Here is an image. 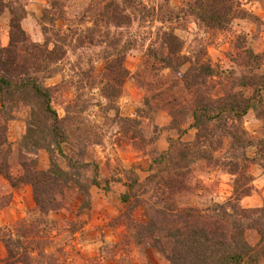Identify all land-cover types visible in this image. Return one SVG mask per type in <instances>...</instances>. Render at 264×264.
<instances>
[{"label": "rangeland", "instance_id": "374dc122", "mask_svg": "<svg viewBox=\"0 0 264 264\" xmlns=\"http://www.w3.org/2000/svg\"><path fill=\"white\" fill-rule=\"evenodd\" d=\"M5 1L20 3L26 8L22 25L31 41L44 43L49 40L50 47L54 42L63 47L65 55L52 64L55 73L45 78L44 83L53 90V106L63 119L62 126L68 134L67 141L61 144L63 152L41 148L36 153L24 154L27 149L23 147L22 139L27 132L30 106L19 105L14 110L15 118L8 124L12 151L8 159L10 166L5 169L17 178L27 169L22 165L26 160L36 159L31 165L33 170L49 169L53 160L69 173H79L81 181L89 183L95 174L100 184L91 185L89 210L80 209L84 197L74 185L64 193L63 208L41 216L36 213L32 185L20 182V186L14 188L0 174V209L14 200L16 191L23 192V197L29 192L34 201V206L23 216L0 227V239L12 231L15 240L20 238L24 246L34 247L29 249L32 257L23 258L20 264H169L157 248L139 243L131 235L132 219L144 222L148 218L145 205L152 198L150 187L145 193L138 192V196L131 191L127 204L122 199L129 191L128 184L136 178L145 181L153 159L179 136V128L172 127L168 111L151 109L144 104L145 97L151 92L139 86L137 70L147 47L151 44L159 46L161 29L173 28L183 41V53L189 59L208 60L219 70L215 78L219 83L214 86V93H223L234 82L238 84L239 76L264 74V0H240L250 14L233 19L223 29L207 27L186 12L193 0H169L170 7L180 12L181 17L168 23L142 20L141 5L132 7L129 0ZM135 1L156 7L164 2ZM129 15L133 18L130 23ZM10 19V10L6 8L0 15V47L9 43ZM130 43H134L132 48H129ZM247 47L262 55V65L254 72L251 71L252 63L245 58ZM116 60L130 71L128 76L117 72L114 77L115 71L106 70L107 62ZM189 65L188 62L181 69L185 71ZM144 79L165 82L149 71ZM238 89L236 85L235 90ZM242 89L247 95L253 92L251 87ZM260 94L257 108L248 111L242 124L253 145L233 152L231 138L224 137L220 149L215 152L224 163L222 167L210 173L196 167L193 183L198 181L204 187L202 191H195L198 193L196 204L205 207L211 199L222 202L233 194L237 174L228 172V164L237 161L241 168L246 165L245 178L249 181L243 183L252 185L251 194L242 197L241 205L264 207V89ZM122 117L136 118L138 122ZM191 122L188 119L184 123L188 127L182 135L184 141L195 139L196 129L189 126ZM159 138L167 142L164 150L159 147ZM243 151L250 160L242 158ZM70 158L94 164L84 168L70 167ZM165 164L161 162L155 167ZM130 202L140 203L133 211V218L122 215ZM20 220L25 223H18ZM26 229L31 233L22 237V231ZM247 236L252 243L259 240L256 231H248ZM0 242L3 245L0 253L5 248L4 255H0L3 259L7 249L4 242ZM15 249L24 251L22 247Z\"/></svg>", "mask_w": 264, "mask_h": 264}, {"label": "trees", "instance_id": "16d2710c", "mask_svg": "<svg viewBox=\"0 0 264 264\" xmlns=\"http://www.w3.org/2000/svg\"><path fill=\"white\" fill-rule=\"evenodd\" d=\"M129 2L132 7L141 5L139 14L142 20L168 23L181 17L180 12L170 7L169 0H164L159 7L135 0ZM6 8L10 10L11 19L9 43L0 47V174L14 188L19 187L20 182L32 185L36 213L41 216H48L50 211L63 208L64 193L74 185L78 186L84 197L80 209L89 210L91 185L100 184L95 174L91 182H84L78 177L79 173H69L53 160L49 169L33 170L31 165L36 159L23 162L27 169L17 178L5 169L10 166L8 159L12 151L8 124L15 118L14 110L19 105L30 106L27 132L22 139V145L27 149L22 151L24 154L36 153L41 148L63 152L61 144L68 139L62 126L63 119L52 103L53 90L44 83L45 78L55 73L52 64L65 55L63 47L55 42L50 47L49 40L44 43L31 41L22 25L27 15L26 8L20 3L0 0V15ZM187 11L207 27L215 29H223L233 19L250 14L240 0H193ZM128 19L129 23L133 21L130 15ZM159 35V46L151 44L147 47L136 76L139 86L151 92L149 97H145L144 104L151 109L168 111L172 117V127L179 128V136L177 140L170 141L167 150L153 159L146 180L136 178L128 184L129 191L122 196L127 204L132 193L138 196V192H147L148 187L151 190L152 198L145 205L148 218L144 222L132 219L131 235L137 242L157 248L169 264H264V207L247 208L240 203L242 197L252 192V185L243 183L249 181V178H245L246 165L241 168L237 161L228 164V172L237 174V177L234 179V192L225 201L211 199L205 207L196 204L195 196L198 193L195 191H202L204 187L198 181L193 183L196 167L208 173L222 167L224 163L215 152L220 149L224 137L231 138L233 152L253 145L242 124L248 111L257 108V103L261 101L264 74L239 76L238 84L234 82L223 93H214L213 88L219 83L215 81L219 74L217 67L208 60L189 59L183 53V41L173 28L161 29ZM133 44L130 43L129 48ZM244 52L245 58L252 63V72L261 67V54L250 47ZM188 62L189 67L183 71L181 68ZM105 68L110 72L115 71L114 77L117 72L126 76L130 74L120 60L107 62ZM147 71L165 82L146 81ZM236 85L238 90H235ZM247 87L253 89L250 95L242 89ZM122 118L138 122L136 118ZM188 119L192 120L189 126L196 129L192 141L182 139V135L188 131V127L184 126ZM242 158L250 160L244 151ZM68 162L70 167L75 168L94 164L79 162L74 158ZM161 162L166 163L164 167H155ZM129 204L122 215L133 218V211L140 203ZM18 223L24 224L25 221ZM248 231L257 232L259 240L256 243L249 240ZM30 233L26 229L21 236L28 237ZM0 240L7 249V256L0 259V264H20L32 257L29 249L34 247L24 246L20 238L15 240L12 231ZM29 243L34 244V241ZM40 244L36 241V245L41 247ZM13 246L22 247L24 251L19 252Z\"/></svg>", "mask_w": 264, "mask_h": 264}, {"label": "crops", "instance_id": "0c3cea01", "mask_svg": "<svg viewBox=\"0 0 264 264\" xmlns=\"http://www.w3.org/2000/svg\"><path fill=\"white\" fill-rule=\"evenodd\" d=\"M158 144L161 150H164L167 147V142L165 143V140L162 138H159ZM15 194L16 196L14 200L6 208L0 209V227L9 223L11 220L20 218L28 208H32L34 206V201L31 199L29 192H27L25 197H23L24 193L21 191H16ZM1 246L3 248V245L0 242V248ZM4 251L5 248L2 250L0 255L3 256Z\"/></svg>", "mask_w": 264, "mask_h": 264}]
</instances>
